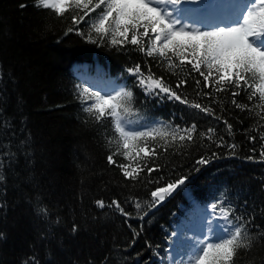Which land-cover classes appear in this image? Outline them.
<instances>
[{
	"label": "trees",
	"instance_id": "16d2710c",
	"mask_svg": "<svg viewBox=\"0 0 264 264\" xmlns=\"http://www.w3.org/2000/svg\"><path fill=\"white\" fill-rule=\"evenodd\" d=\"M85 20L78 28L87 32L90 21ZM69 27H76L71 19L38 8L36 0H0V264H146L156 249L162 250L169 222L185 216L187 200H210L220 188L233 194L253 241L235 264H264V120L256 115V101L249 102L243 91L233 97L231 91L205 88L197 73L174 75L132 45L118 49L89 43L75 32L66 35ZM77 64L128 84L139 114L134 122L147 115L151 104L129 72L136 65L145 72L150 68L189 102L212 108L222 119L198 110L178 113L179 119L170 109H160L157 118L164 125L195 124L197 135L186 147L158 148L160 155L149 167L159 171L148 176L145 169L142 180L131 181L108 163L117 134L111 121L98 123L84 111L83 92L72 74ZM179 79H186L187 86L176 89ZM233 99L253 111H241ZM209 128L215 129L212 140L198 135ZM201 158L209 162L197 165ZM114 159L129 163L122 156ZM182 176L185 184L140 219L144 209L138 211L134 202L146 204L151 191ZM101 200L104 208L97 205ZM112 200L130 215L107 207Z\"/></svg>",
	"mask_w": 264,
	"mask_h": 264
},
{
	"label": "snow or ice",
	"instance_id": "6c2138e0",
	"mask_svg": "<svg viewBox=\"0 0 264 264\" xmlns=\"http://www.w3.org/2000/svg\"><path fill=\"white\" fill-rule=\"evenodd\" d=\"M36 6L52 10L58 17L71 19L76 27L67 28L66 35L75 32L89 43L108 44L118 49L132 45L147 57L158 58L165 69L174 75L180 72L187 75L197 73L203 78L205 88L215 92L231 91L233 97L243 91L249 102L256 101L254 107L260 109L256 115L264 120V0H36ZM65 13L69 15L65 16ZM92 13L96 15L92 16ZM86 17L90 23L88 31L84 32L78 26L86 23ZM129 72L136 77V86L146 95H163L214 119H222L212 108L189 102L150 68L145 72L140 65H136ZM195 83L199 89L201 80L196 79ZM186 86L187 80L179 79L175 88ZM201 94L209 95L197 92V95ZM81 98L86 104L84 111L96 122H112L117 134V147L107 160L131 181L142 180L140 174L145 169L148 176L159 171L158 167H149V161L154 164L160 155L158 148L167 152L173 146L186 147L194 142L197 135L195 124L186 128L161 124L144 131L135 130L131 127L134 123L132 117L139 119V114L133 107L134 94L127 89L106 94L84 89ZM232 104L241 111H253L249 104L238 103L235 99ZM223 122L231 134V125L226 120ZM198 135L212 140L215 129L209 128L207 134ZM250 139L255 141L256 138ZM260 139L264 140V132L260 133ZM219 140L222 142L223 137ZM112 142L109 140V143ZM216 146L221 147L222 143ZM230 147L234 149L236 145ZM115 156H122L129 163L118 162ZM260 158L264 161V146ZM208 162V159L201 158L196 164L205 165ZM186 180L187 177L182 176L156 188L151 191L152 199L146 204L135 201L134 206L138 211L144 209L139 218L147 216L148 211L184 185ZM148 182L159 183L158 180ZM97 205L100 208L106 206L102 200L97 201ZM222 205L223 201L213 203L210 209L213 214L219 211L214 218L224 221L221 231L225 234L217 237L210 232L192 240L186 253L188 258L182 264H235L240 251L252 247L253 241L246 227L233 224L230 219L232 210ZM113 206L121 215H130L119 201L112 200L107 205L109 208ZM40 212L46 214L47 210L42 208ZM208 223L211 225L212 221ZM73 231H76L75 227Z\"/></svg>",
	"mask_w": 264,
	"mask_h": 264
},
{
	"label": "rangeland",
	"instance_id": "374dc122",
	"mask_svg": "<svg viewBox=\"0 0 264 264\" xmlns=\"http://www.w3.org/2000/svg\"><path fill=\"white\" fill-rule=\"evenodd\" d=\"M105 83H106V88L105 89H103L102 91H101V94H106V93H108V92H110V93H113L114 91H117V90H120V89H118L113 83H111V81L110 80H108V81H104ZM108 91V92H105V91ZM151 125H147V126H144V127H133V126H131L132 128H134L135 130H141V129H147L148 127H150Z\"/></svg>",
	"mask_w": 264,
	"mask_h": 264
}]
</instances>
